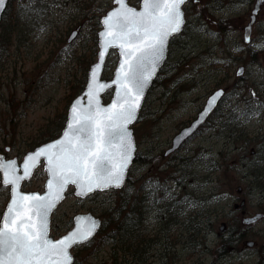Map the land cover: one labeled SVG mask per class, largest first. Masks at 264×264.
Here are the masks:
<instances>
[{"label": "rangeland", "instance_id": "rangeland-1", "mask_svg": "<svg viewBox=\"0 0 264 264\" xmlns=\"http://www.w3.org/2000/svg\"><path fill=\"white\" fill-rule=\"evenodd\" d=\"M139 1L128 0V3L137 7ZM196 1L190 0L184 7L187 26L177 40L178 67L169 74H161L162 84L148 92L142 119L132 127L136 153L149 151V157L153 158L149 166L132 170L134 189L145 177H153L155 167L165 171L164 176L159 175L161 178H166L169 169L174 167L177 168L175 176H184V179L180 186L172 180L166 183L167 202L180 200L186 195L184 191L188 193L184 205L174 209L178 221L167 234L159 229L153 211L156 208L149 207L144 223L146 237L154 235L161 242L169 239L171 251L166 254L161 245H156L141 264H258V253L264 248V0L247 41L244 27L251 21L255 0ZM110 7L112 0H10L0 28L3 35V41L0 40V152L20 159L37 145H33L35 140L42 142L52 132H60L68 104L79 93L89 66L96 60L97 21ZM28 10L33 11L36 19L28 24L25 40L15 46L13 32L18 26L25 31ZM17 17L20 20L15 21ZM222 22L225 29L220 32L216 26ZM72 32L75 36L67 42ZM229 52L237 57L236 61L231 62ZM116 61V50H111L105 76L112 75ZM239 66L244 67V72L237 79L235 71ZM192 76L195 80L190 83L188 78ZM216 89H223L227 95L218 110L226 119H219L217 115L218 124L227 126L225 132L220 131L219 137L212 128H206L173 157L161 159L173 135L195 118L197 110ZM241 123L245 124L246 135L233 134L234 141L228 139L226 130ZM239 145L245 148L237 149ZM5 147L9 148L8 152L4 151ZM251 147L256 149V154L250 153ZM177 157L182 158V167L181 163L174 164ZM174 169L170 172L174 173ZM146 171L151 173L145 174ZM44 181L45 172L40 165L23 189L42 191ZM149 184L148 181L145 190ZM107 197L106 194L104 198ZM7 199L8 188L0 183V214ZM94 201L79 200L69 189L52 214L51 232L56 226L62 233L69 229L68 218L95 208L98 205ZM197 211L207 212L213 223L211 230L206 231L205 241L199 245L198 241L171 242L172 237L182 238L178 222ZM256 213L262 217L246 228L241 218ZM232 218L240 222L232 223ZM220 226L234 228L236 231L229 233L232 238L239 231L247 236L233 239L232 246L221 248L217 234ZM96 244L76 250L83 247L80 246L72 252L85 259L82 264H102L108 257L109 245L105 238L100 245Z\"/></svg>", "mask_w": 264, "mask_h": 264}, {"label": "snow or ice", "instance_id": "snow-or-ice-1", "mask_svg": "<svg viewBox=\"0 0 264 264\" xmlns=\"http://www.w3.org/2000/svg\"><path fill=\"white\" fill-rule=\"evenodd\" d=\"M184 2L143 0L142 9L137 11L129 7L126 0H116L119 7L103 21L107 30L101 35L112 37L106 41V46L121 48L124 60L115 83L127 89L124 98L108 109H101L97 104L95 113L90 103L88 110L79 112L68 125L69 131L65 132L64 139L26 157L24 176L16 175L15 161L5 163L0 158L2 182L11 186L12 192L7 212L0 219V264H73L69 249L88 241L91 230L86 233L74 231L58 241H52L48 238L47 226L55 200L48 194H21L18 191L19 182L31 174L36 158L44 155L52 177L48 181V189L51 192L55 185L56 200L60 199L59 193L68 183L77 186L78 196L87 195L94 188L120 186L123 169L132 151L127 124L135 117L138 98L163 57L168 37L180 30L183 16L180 5ZM2 3L3 0H0ZM100 55L103 57V51ZM72 111L77 113L76 106ZM100 114L103 118L97 119ZM115 137L119 138L118 152L105 151V147L111 148ZM117 154L119 162L115 163Z\"/></svg>", "mask_w": 264, "mask_h": 264}, {"label": "trees", "instance_id": "trees-1", "mask_svg": "<svg viewBox=\"0 0 264 264\" xmlns=\"http://www.w3.org/2000/svg\"><path fill=\"white\" fill-rule=\"evenodd\" d=\"M26 12H27V17L25 18H27L28 21H25L24 24L25 31L24 30L22 31L20 29L21 27L19 28L18 26V29H16L13 32L16 41L15 46L20 41L25 40V34H26V29H28L27 28L28 24L36 19L33 11L28 10ZM16 19L15 21L20 20L18 19V17ZM186 23L183 30L181 31V34L173 36L170 39L167 59L163 64V66L161 67L152 87L155 85L162 84V82L160 81L161 74H165V73L169 74L178 67L179 59L178 57L175 58L177 49L179 47L178 46L179 41L177 40L184 32L187 26ZM97 24L100 27L98 21ZM216 27L220 28L219 30L220 32H223L224 31L223 29H225V24L223 22L218 23ZM0 37L3 41V35H1ZM180 46L182 47L183 44ZM229 54L231 56V62L237 60V57L235 55H233L230 52ZM250 56L253 57V54H250ZM194 80L195 78L193 76L188 78V81H190V83H192V81ZM82 88L83 86L79 88L80 89L79 92L81 91ZM108 96L109 93L108 92L105 93L104 99H106ZM143 112H144V104L141 109L138 121L142 119ZM58 134L59 132L58 133L52 132L51 135L47 139L45 138L44 141L53 139ZM42 142H40V140H35L33 142V145L34 143L38 145ZM160 158L163 159L164 156L162 155V157ZM152 161L153 158L151 159V157H149V151L145 154L136 153L133 163L128 171L126 183L121 189H116V190L110 189L102 193H94L86 198V199L95 200L94 203L98 205L95 208H90L89 211L102 219V225L100 230L98 231L96 238H93L85 245H82L83 247L76 250L80 251L86 249L93 242L94 245L96 243H97L96 245L98 244L100 245L102 242V238H105L106 242L109 245V251H108V257L106 258V260L102 262V264H141L147 259V255L149 251L156 245H161L163 252H165L166 254H168L169 251H171V246L170 243L168 242L169 241L168 237H167L168 239L167 241H162V242L159 237H154V235L153 237H146L147 234L145 233L146 227L144 226V223L147 220V215L149 214V207L151 206L155 207L156 210L153 211L155 212V219H157L160 224L159 226L160 231L166 234L169 233L171 226L177 223L178 221V216L175 213L174 209L176 207L178 208L184 205V202L187 200L186 197L188 193L187 191H184L186 195H184V197H182L180 200H172L171 202H167L166 190L168 189V186L166 183L172 180L174 183L180 186L181 183H183V179H184V176L183 177L179 176L180 178L175 176V170H177V168L174 169V167H171L174 169V173L170 172L171 171L170 168L169 169L170 171L169 172L167 171L168 173L166 174V178H161V176L159 177L160 174L164 176L165 171L162 172L160 170H157L155 167L153 172V177L152 178L145 177L144 178L145 180L144 181L142 180L140 182L138 188L134 189L133 186L135 182L132 177V170L139 168L143 169L145 166H149V164ZM174 162H175L174 164H176L177 166L179 165V163H181L180 164L181 167L183 166L181 157H177ZM147 173H151V171H146L145 174ZM149 176H151V174ZM148 181L151 184H149V189L147 188L145 190ZM106 194L108 195V197L104 198ZM98 197L102 199L101 203L97 202L100 200ZM196 207L201 208V206H195L194 208ZM206 213L202 214L201 211H197L193 215V213L191 212L190 216L181 219L178 222L177 226L181 231L182 238H180L179 236L172 237L170 241L172 242L178 239V242L181 244L185 242L188 244L189 242H193V241H198V245L202 244V242L205 241L206 231L211 230V226H212V223L210 222L211 216ZM71 222H72V217L68 218L69 225L71 224ZM58 229H59L58 226L53 227L52 233L54 235H58L62 233V231H58ZM246 236L247 235H238L237 237L232 238L230 235L225 234V235H220L218 239L222 245L232 246L234 244V242L232 241L233 239L241 240V239H245ZM191 245H195V244L193 243ZM84 260L85 259L80 258L79 253L74 254L73 264H82ZM257 263L264 264V256L259 258V261Z\"/></svg>", "mask_w": 264, "mask_h": 264}, {"label": "water", "instance_id": "water-1", "mask_svg": "<svg viewBox=\"0 0 264 264\" xmlns=\"http://www.w3.org/2000/svg\"><path fill=\"white\" fill-rule=\"evenodd\" d=\"M7 1L8 0H3V3L0 4V21H1L2 14L6 8ZM186 2H187V0H185V2L182 5H180V9H181V12L183 14L182 24H181L180 30H179V32L172 33L168 37L167 43H166L165 48H164L163 57L159 61V63L156 65L155 71L152 73L150 79L148 80L146 86L144 87L142 95L138 98L139 107L135 108V117L130 123L127 124V130L130 134V139H131V144H132V151L130 153V159H129L126 167L123 169L122 182L120 183V186L119 187L109 186V187L104 188V189L94 188L93 191L88 193L87 195L78 196L76 194L77 191H79L77 186L75 184L68 183L67 185H65L63 191L59 193L60 199L56 200L57 190L55 188V185L53 186V189L51 190V192L48 189V181L52 177L49 175V172H48L49 164H48V161L44 155H41V156L36 158L35 165L31 169V174L19 182L18 191L21 194L38 195V196H45L46 194H48V195H50V197L53 200H55V206L53 207V209L51 210V212L49 213V216H48V226H47L48 227V238L51 239L52 241H58V240L64 238L65 236H68L70 233H72L74 231H78L80 233H86L89 230H91L92 235L89 237V240H90L95 236V234L100 229V226H101V219L100 218L94 216L90 212L77 213L72 218V227L69 230H67L65 233L61 234L60 236L53 237L52 235H50V219H51L52 213L56 210V208L65 199L66 192L68 191L69 188H71L73 190V194L75 197L83 199V198H85V197H87V196H89L95 192H103V191H106L109 189H120L124 186V184L126 182V178H127L128 169L134 160L135 152H136L135 138H134L131 126L137 121V119L139 117L140 110L142 108V105H143V102L145 99V96H146L149 88L151 87L154 79L156 78V75L158 74L160 68L162 67V65L164 64V62L167 58L168 45H169L170 38L174 35L179 34L182 30V27H183L184 22H185L184 12H183L182 7ZM194 2H196V0H194ZM262 2H263V0H255L254 8H253L252 13H251V21H250V23H248L244 27L245 34H247V35L249 34V32L251 30L252 22L254 21L255 15L259 11L260 6L262 5ZM126 3L129 7L135 8L137 11H140L142 9L143 0L139 1V5L137 7L129 4L127 0H126ZM112 4H113V6L109 10H107L104 15H102L100 17V20H99L100 21V29L97 32V48H98V50H97V55H96V61L89 66V69H88L87 74H86V81H85V84H84L82 91L78 95H76L70 101V103L68 105L67 113H66V119H65L63 128L60 131V134L56 138H54L50 141L44 142V143L36 146L32 150L26 152L24 154V156L22 157L20 162H18L16 158L4 159V155L0 154V158H3V161L5 163H7L8 161H15L16 162L15 166H14L15 170H16V175L24 176L23 165L25 163L26 157H28L30 154L37 152L38 150L45 147L46 145L54 144L55 142H57L61 139H64L65 138L64 137L65 132L69 131L68 125L73 122L74 117L79 112L87 111L90 103H91L93 111L95 113V108H96L97 104H99V107L101 109H108L111 107V105L114 102L120 101L124 98V93L127 91V89H124L122 87H118L117 83H115V81L117 79V74L120 70L121 63L124 60V57L121 55V48L119 46H106V41L111 40L112 37L101 35V33H105L107 30L106 25L103 23V21L109 15V13L113 12L114 10L118 9V7H119L116 3V0H112ZM74 36H75V32H72L67 41L70 42L74 38ZM111 50H116V53H117L116 65H115L114 70L112 72L111 78L103 79L102 73H103L104 64H105L106 58H107V56ZM102 51L104 53L103 57H101V55H100ZM263 61H264V58H263ZM125 67H127V65H125ZM149 70H150V68H149ZM93 72L95 73L94 76H93ZM242 72H243V67H239L236 71V76H241ZM90 84H91V88H90ZM97 85H105V87H98ZM129 87H131V85H129ZM108 90H111V96L107 102H104L102 99V96ZM90 92L92 93V95H89ZM217 93H219V95H217ZM222 95H223V90H221V89H218V90H216L210 94V96L207 98L203 108L197 114L196 118H194L188 125L181 128L171 138L170 147L165 151V155L176 151L181 146V144L184 140H186L187 138L191 137L194 134L196 129L201 124L204 123L207 116L216 108V106H217L219 100L221 99ZM73 106H76L77 113H73V111H72ZM101 118H103V114H100L97 116V119H101ZM74 126H76V125H74ZM69 139H71V136H69ZM118 148H119V138L115 137L114 143L111 146V148L109 149V148L105 147V151L111 150L113 152H118ZM49 151H51V150H49ZM118 162H119V155L117 154L115 163H118ZM41 163H42L43 171L45 172V175H46V178H45V181L43 184V190L42 191H25V190H23L22 189V183L30 180L35 169ZM0 181H1V184L3 186H5L2 182L3 181V173H0ZM6 187L9 188V198L5 204V207L2 211L0 219H2L4 217L5 213L7 212L8 207H9V204L11 202V199H12L11 186H6ZM25 214H27V213H25ZM259 217H260V214H255L253 217L246 218L245 221L247 223L255 222ZM33 221L35 222L34 217H33ZM88 241H86V242H88ZM86 242H84V243H86ZM84 243H81L78 245H82ZM78 245H74L73 247H71L69 249V253L72 257V261L74 260V257L72 254V249ZM248 245H252V243L249 242Z\"/></svg>", "mask_w": 264, "mask_h": 264}, {"label": "flooded vegetation", "instance_id": "flooded-vegetation-1", "mask_svg": "<svg viewBox=\"0 0 264 264\" xmlns=\"http://www.w3.org/2000/svg\"><path fill=\"white\" fill-rule=\"evenodd\" d=\"M227 95H225L224 96V98H222V100L218 103V106H217V108L212 112L213 114L211 115V117L208 119V121H206V122H204L202 125H200L198 128H197V130L195 131V133H194V136H193V138H195V137H198L199 135H201L204 131H205V129L207 128V129H210L211 127L210 126H208V124H209V122L212 120V118L214 117V114H215V112H216V114H217V111L219 110V108H220V106H221V104H222V102H223V100L225 99V97H226ZM204 104V103H203ZM202 107H203V105H202ZM202 107H200L197 111L199 112L201 109H202ZM198 114V113H197ZM196 114V115H197ZM224 119H226L225 118V116L223 117ZM208 126V127H207ZM223 127V129L221 130L222 132H225V129H226V127L227 126H222ZM219 137H221V135H220V133H219ZM228 139H230L228 136H226ZM225 140H227V139H225ZM232 141V140H231ZM231 143V142H230ZM232 146V145H231ZM183 147H181L179 150H177L175 153H177V152H179L181 149H182ZM237 148V147H236ZM245 148V145H239V148H237V149H244ZM250 153L251 154H254V152H255V154H256V149L255 148H250ZM175 153H172V154H169L168 156H165L164 154H163V156H164V158L163 159H165V158H169V157H173L174 156V154ZM245 167H247L248 166V164H246V163H242ZM251 165H253V164H251ZM250 165V166H251ZM249 166V167H250ZM238 208L239 207H236V208H234L233 207V209L234 210H238ZM241 214L243 213V211H241L240 212ZM255 215V214H254ZM262 217V215L260 216V218ZM246 218H249V217H243V218H241V223L247 228V227H250V226H252L254 223H251V222H249V223H247L246 221H245V219ZM259 218V219H260ZM227 222H229V221H227ZM231 222L233 223V222H240V221H237L236 219H234V218H232L231 219ZM213 224V223H212ZM233 229L234 228H232V227H223V226H220L219 228H218V235H225V234H228V235H230L229 233H232L233 232ZM235 230V229H234ZM236 231V230H235ZM237 231H239V230H237ZM241 233H243V232H241V231H239V233H238V235H241ZM237 235V236H238Z\"/></svg>", "mask_w": 264, "mask_h": 264}, {"label": "bare ground", "instance_id": "bare-ground-1", "mask_svg": "<svg viewBox=\"0 0 264 264\" xmlns=\"http://www.w3.org/2000/svg\"><path fill=\"white\" fill-rule=\"evenodd\" d=\"M241 102H243L244 105L246 104L244 101H241ZM213 111H214V110H213ZM213 111H212V112H213ZM212 112L207 116V118L205 119L204 122L208 121V119H209V118L211 117V115L213 114ZM217 115H218L219 119L222 118V120H224V118L221 116L220 113H218V111H217V114H216V112H215L214 117H213V120L209 122V124H211L210 127L212 128L213 132H215V133H219V132L223 129V127H221L222 125H219V124H218V118H217ZM239 125H240V126H239ZM244 126H245L244 123L237 124V126H233V129H231V130H226V132H227V135H226V136H228L229 138H231L232 141H234V139L231 137V136H233V134H235V135L238 136V137L241 136L242 134H243V136L246 135V134H245L246 132H244ZM241 127H242V128H241ZM257 128H259V127H257ZM260 131H262V130H260ZM225 134H226V133H225ZM193 136H194V134H193L191 137H189V138H187L186 140H184V141L182 142L180 148H181V147H184V146H185V145H186V144H187V143L193 138ZM220 246H221V248H222L223 245L220 244ZM223 248H224V246H223ZM262 256H264V248H263L261 251H259L258 256H257V262L259 261V258H261Z\"/></svg>", "mask_w": 264, "mask_h": 264}]
</instances>
